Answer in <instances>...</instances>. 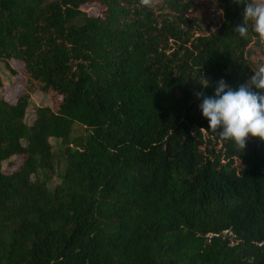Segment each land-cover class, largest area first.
Returning a JSON list of instances; mask_svg holds the SVG:
<instances>
[{"label":"trees","instance_id":"1","mask_svg":"<svg viewBox=\"0 0 264 264\" xmlns=\"http://www.w3.org/2000/svg\"><path fill=\"white\" fill-rule=\"evenodd\" d=\"M247 2L0 0L24 76L0 95V264H264V141L222 139L195 95L264 65Z\"/></svg>","mask_w":264,"mask_h":264},{"label":"clouds","instance_id":"2","mask_svg":"<svg viewBox=\"0 0 264 264\" xmlns=\"http://www.w3.org/2000/svg\"><path fill=\"white\" fill-rule=\"evenodd\" d=\"M237 3L244 0H236ZM163 0H140L145 8L155 9ZM251 23L261 44H264V0H248L244 12V24L234 30L243 38L248 36L247 24ZM249 81L233 90L225 80L215 85L214 96L204 91L195 95L201 100L199 105L203 117L213 132L245 150L249 137L264 141V65L253 71ZM203 90L212 86L202 73L196 81Z\"/></svg>","mask_w":264,"mask_h":264},{"label":"rangeland","instance_id":"3","mask_svg":"<svg viewBox=\"0 0 264 264\" xmlns=\"http://www.w3.org/2000/svg\"><path fill=\"white\" fill-rule=\"evenodd\" d=\"M85 10L90 13H97L99 11V7L95 4L85 5ZM9 65L15 70V74L12 75L10 66H7L6 63L0 62V95L3 93L5 99L13 102L16 97L22 92L24 86V76L22 74L23 67L16 61H10ZM51 105V101L49 96L41 91H35L31 94L30 97V106L27 109V113L25 116V121L27 123H31L34 119V112L37 106ZM78 130H82V128L77 125ZM51 143L53 144V152L55 154V173L60 172L61 165L59 164V160L57 156L59 155V151L57 149L56 143L58 140L51 139Z\"/></svg>","mask_w":264,"mask_h":264}]
</instances>
